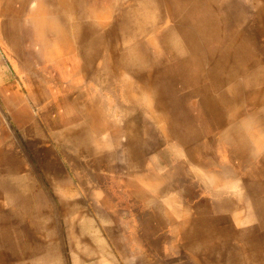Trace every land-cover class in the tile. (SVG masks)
<instances>
[{
	"label": "rangeland",
	"instance_id": "rangeland-1",
	"mask_svg": "<svg viewBox=\"0 0 264 264\" xmlns=\"http://www.w3.org/2000/svg\"><path fill=\"white\" fill-rule=\"evenodd\" d=\"M57 1L47 4L53 11L45 15L57 21L46 24L44 32L41 29L45 25L31 22L38 0H29L24 8H20L19 0H0V264H199L188 250L194 243L199 246V256L221 259L225 264L226 253L237 251L233 239L226 247L220 235L188 233L200 225L197 220L183 230L174 223L186 217L237 220L241 215L246 224L254 223L255 218L249 219L252 209L248 201L237 216L236 202H227L229 197L238 199L241 191L242 198L254 195L253 182L246 177L263 180L264 170L256 175L249 164L229 156L232 147L223 142L220 129L206 126L199 98L191 97L183 111L190 115L193 128L201 132L202 143L196 152L213 164L214 175L222 170V162L230 165L231 186L226 190L216 188L215 183L206 186L189 166L184 148L171 145L177 143V139L171 140V124L150 120L147 106L132 104L126 98L122 78L110 82L107 71L94 69V62L88 75L78 77L76 66L91 64L81 52L93 53L95 19L89 13L74 17L65 7H58ZM87 1V6L93 1L101 8L111 5L119 36L126 17L133 20L135 28L146 22L142 4L134 5L130 0ZM122 2L124 6L118 8ZM160 26L164 28L165 24ZM82 28L85 34L79 40L76 35ZM63 30L69 32L74 43L70 59L63 55L65 47L55 38ZM138 30L134 29L131 37ZM109 41L106 37L105 43ZM163 54L161 61L173 66V54L169 50ZM82 106L101 115V130L99 120H86V113L79 108ZM138 111L142 116L134 122L137 130L156 146L145 156L129 158L124 129L119 136L110 131L124 127L126 119ZM69 113L77 116L75 121L65 120ZM181 113L182 108H178L177 114ZM69 127L85 130L74 135ZM198 170L211 179L212 172ZM166 175L175 176L176 183L169 178L171 182L155 184ZM146 176L154 180L143 182ZM132 178L137 184L129 183ZM211 187L221 194L228 191V196L225 192V197L218 199ZM258 195L264 196V191ZM226 224V220L220 222L222 227Z\"/></svg>",
	"mask_w": 264,
	"mask_h": 264
},
{
	"label": "bare ground",
	"instance_id": "bare-ground-1",
	"mask_svg": "<svg viewBox=\"0 0 264 264\" xmlns=\"http://www.w3.org/2000/svg\"><path fill=\"white\" fill-rule=\"evenodd\" d=\"M28 1L19 0L20 8H24ZM130 1H133L134 5H144L146 9L141 11L146 22L140 28H135L133 20L126 17L121 25L120 36L118 30L114 28L116 19L113 18L114 10L111 5L101 8L96 1L89 6L86 4L87 0L57 1L58 7H65L74 17L82 18L89 13L95 19L92 30L95 33L96 43L91 49L93 52L91 54H95V58L89 51L81 52L87 56L85 59L91 64L90 67L85 63L77 65L75 72L78 77L88 75L90 69L93 70L94 62V69L107 71L106 76L110 82L115 81L116 77L122 78L126 98L132 104L139 107L147 106L146 112L150 120L171 124L168 128L173 137L171 140L177 139V143H171V145H181L184 148L188 153L189 166L193 167V172L202 178L206 186L215 183L216 188L224 189L232 185L229 178L230 165L222 162L220 166L222 170L214 175L216 172L213 170V164H208L206 159H202L203 156L196 152L199 151V145L202 143L201 132L193 128L190 115L183 111L187 99L198 97L201 109L206 116V126L212 124L214 128L220 129L218 134H221L223 142L228 148L232 147L231 152H227L228 155L236 159L239 157L242 162L249 164L252 173L261 174L264 170V123L262 122L264 119V0ZM38 2L39 5L34 11L36 16L31 19V22L45 25L41 29L45 32L46 24L57 20L45 15L53 11L47 6L49 0H38ZM123 6L122 2L118 8ZM252 12H255L253 16ZM162 23L165 24L164 28L160 26ZM134 29H139L138 34L131 37L130 34ZM83 30V28L79 29L77 39H82L85 34ZM106 37L111 40L108 44L105 43ZM55 38L65 47L63 55L70 59L73 55L74 43L70 42L69 32L63 30L62 33L55 34ZM104 49H106L105 55ZM166 50H169L175 58L173 66L165 65L166 63L161 61ZM55 51L60 52L57 48ZM72 72H74L73 69L70 73ZM126 75H130V78H125ZM185 89L188 91H184ZM22 106L27 108L24 103ZM79 108L86 113V120L89 119L90 122H93L94 118L99 120L98 129L101 130L102 125L104 126L101 115L95 114L93 109L84 106ZM178 108H182L181 114H177ZM141 116L138 111L126 119L124 127H117L114 131H110V134L119 136L124 129V134L128 136L126 142L128 152H126L129 158L145 156L150 148L156 146H152L151 140L146 138L141 130H137L134 122ZM65 117L66 121H75L77 116L69 113ZM82 130L85 129L73 127L68 129L69 133L74 135H79ZM145 133L149 132L145 131ZM250 137L255 146H252ZM113 154L115 155V152ZM129 158H127L128 161ZM244 163L242 164L245 166ZM198 168L205 169V172H212L211 179L204 173H198ZM174 177L167 176L166 179L161 178L154 182L164 184L172 181L169 178L175 180ZM249 177L247 176L246 180L253 182L250 185L254 195L250 198H242L244 193L241 191L237 193L238 199L229 197L227 204L231 201L236 202L235 215H241V211L247 205L245 201H248L249 209H252L249 219L255 218L254 223L246 224L243 221V215L237 220L221 216L193 220L186 217L181 222L174 223L175 227L178 225L179 229L183 230L197 220L200 225L195 226L188 233L193 236L199 233H211L213 237L220 235L225 240L226 247L231 246L230 240L233 239L236 242L237 251L234 252L231 249L226 253L225 264H264V196L258 195L264 191V179L255 178L254 180L252 179L254 177ZM147 179L150 182L154 180L146 176L143 182ZM139 182H141L140 179ZM129 183L137 184L135 178H132ZM137 187L141 186L137 185ZM159 187L163 192L161 185ZM211 188L218 199L225 197L223 195L225 192L226 195L228 194V191L221 194L217 189L214 190V187ZM222 220L227 221L225 227L220 225ZM198 247L195 243L188 247L196 263L221 264V259L199 256ZM217 251H215L216 254ZM219 255H216L217 258H220Z\"/></svg>",
	"mask_w": 264,
	"mask_h": 264
}]
</instances>
